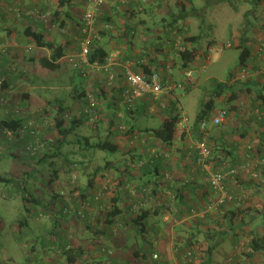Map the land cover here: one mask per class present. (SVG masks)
<instances>
[{"label": "crops", "instance_id": "0c3cea01", "mask_svg": "<svg viewBox=\"0 0 264 264\" xmlns=\"http://www.w3.org/2000/svg\"><path fill=\"white\" fill-rule=\"evenodd\" d=\"M108 1V5H105L104 9L101 11L100 17L103 15L109 16L112 19L111 22L117 32L120 29H123V23L125 24V19L121 15L122 11H120L124 8L123 6L119 7L121 0ZM132 5L133 7H137L138 3L134 2ZM173 5H176L177 7L180 6L175 4V1L173 0H160L149 7L146 14L144 12L138 15L137 21L139 23V32L141 28L143 31L147 29V32L143 33L141 31L142 35L136 40L135 50L137 53L141 52V47L143 46L144 41L149 40V45H154L158 42L152 37V31L158 29V27H154L155 18L161 14L171 15L173 13L176 15L175 12H173L175 10ZM17 6L21 8L22 12L16 11L15 7ZM35 10H39L38 12L41 14L52 15L49 18L51 22L50 20L49 22H45L43 19L27 15L26 13L27 11ZM87 10H89V3L86 0H0V79L1 76H3L6 79V82L4 83L7 86V88H2L0 90V101L1 98H3L7 101L13 102L22 93L23 98H30L31 93L25 90V87L29 83L32 84L33 82H38L41 78V72L43 70H48L43 65L45 62L44 59L48 57L51 61L53 49L39 46L36 40L30 35L31 33L42 34L45 42L52 43L57 47L61 46L63 52H65V56L58 61V63H60V69L57 71L58 75L63 76L66 72L71 70L73 59L79 55L80 48L78 39L81 36L80 31L84 14ZM148 12L154 16L150 17ZM19 14L21 17H19ZM56 14V18L53 19V15ZM103 21L105 24V20ZM53 22L55 24H53ZM141 22L144 25H141ZM102 24L103 22L97 26L98 34L99 31H105L104 24ZM149 28L152 30L151 33H148ZM254 30L255 29L253 28L251 33L247 35V46L250 48L251 52L245 65L256 69L251 77L255 80L247 83L248 89L245 94L250 92L252 87L257 88V90L258 87H260V92H264V73H258L260 65L264 61V55L262 58L258 55V50L262 43H264V32L262 31L258 33L255 37L256 39H254V36H251L252 31L254 32ZM99 36L101 37L100 34ZM191 36L193 35L191 34ZM258 38L259 40H257ZM112 40L111 36H105L100 38V43L109 48V50H112V53L114 54L119 51L115 49L121 46H119L120 42L118 44ZM164 49L168 50V47L165 46ZM166 50L163 51V56H161L164 59H166L165 53H168ZM169 50H171V48H169ZM256 79L259 80L261 85H258L259 83H257ZM86 85L85 88H83L85 92L88 90ZM83 86L84 85H82V87ZM237 87L238 86H236V89ZM236 89L235 91H237ZM111 97L112 94L110 95L107 93V96L103 98L104 109L105 106H107V114L109 113L117 116V107L112 105H116L117 103L115 101L112 102ZM164 100L165 96L162 97V102H164ZM262 102L264 106V99H262ZM148 104V102L147 105L146 102L143 105L139 104L137 108L134 109L135 112L132 114V117H135L134 122L138 118L144 116L143 113H145L149 107ZM234 116L237 119L235 128H226L227 126L230 125L231 127L232 125V122H230L229 119L222 124L224 128L217 129L216 127H212L210 144H212V146H223L224 144V150L226 151V155H229L230 159L227 161H218L214 159L209 162L211 167H214V165L217 166V169H230L234 166L236 168L241 167L244 160L248 159L249 154H251L249 151L251 150L250 147L254 149L253 153L255 155L253 154L252 160L255 163L264 159V117L262 119L258 117L260 121H257L259 122L260 128L257 127L256 129H252L251 132V121L253 120V117H249L248 120H245L241 117V113L238 114V116ZM158 117L166 119L168 116L161 114ZM13 118L15 119L16 117L14 115L5 118L1 117L0 125L2 121ZM17 118H21V116H18ZM23 119L27 120L26 117ZM143 130L144 129L138 128L135 134L128 137L126 136V138L129 139V146L133 147L136 151L135 157H133V162L131 156L130 158L126 157L118 162L115 161L116 168H119L120 170L101 171L94 178L93 186L90 188H88L89 178L88 180H82L81 178V190L82 192L84 190L87 196L86 199L81 198L80 202L82 201V203H87L91 206V210L88 212V219L86 218V209L83 211V214L85 215L83 218L78 216L81 214V208H78L79 205L77 204L79 202L78 199L76 200L77 203H75V205H71V197H69V201L62 196L59 197L58 194L60 191H58V193L57 191L53 193V242L45 237V239L49 240L45 250H49L55 246V249L61 252H56L54 249L53 254L58 255L59 253L62 254L60 245H70L71 247L82 245L84 250H86L85 254H87V250H89L91 246L92 248H95L96 246V248H98V246L101 247L109 244L114 248V259L118 264H141L142 260L146 263L147 259L154 253L159 254L161 258L160 264H165L169 261L171 262V260L176 264H180L182 258L181 253L192 248L198 257H196L195 264H212L216 262V257L221 254H224L227 257V262L236 261L245 264V258H243L244 253L240 251V249L244 248V239L235 241L233 236L228 235L225 238L224 243L220 244L209 254L208 251H206L208 247L207 242L202 235H198L197 231L202 228L205 230L216 228V223L208 224L205 222L204 217L209 213L223 216L232 210L236 211V214H241L242 212L246 213L250 210L253 214L257 213L264 218V171H262L259 180L254 177V179L252 178L253 175L251 173L254 171L251 169L240 171L239 176L234 179H232V177L228 178L225 183V189L229 198L218 207V210V208H216L218 195L216 194L215 197V191L211 188L207 175L202 168L197 166L194 156L189 151L190 147L192 148V146L200 140L198 130L195 128V132L192 133L188 129V136L183 135V137H178V140L175 142L172 149H167L166 146L154 141L150 136L141 139L142 132L140 131ZM1 133L2 131H0V137ZM18 133H23V131ZM136 134L137 136H135ZM114 136L117 138L119 137L116 133ZM128 141H126V143H128ZM15 146H17V148L20 147L19 143H16L11 144L10 149ZM154 149L162 155L169 152L171 153V157L161 158L157 163L162 164L161 166H157V168H151L149 165L141 168L136 165V161L138 160V158H136L137 155L149 157ZM122 170L128 171V174L125 179L126 184L119 187L116 184V180L121 175ZM64 171L65 170H62V172ZM89 172H92V169L89 168ZM89 172L86 171V174H89ZM153 172L155 173L153 174ZM129 173H132V175L130 176ZM107 174H113L114 184L113 188L108 193L109 199L104 201L109 202L111 198L115 196L118 199V205L122 214L116 217L115 223L111 228H105L107 234L104 235L100 232V228L97 230L89 224L93 221L99 223L101 212L106 211L107 204L104 203V201H101L102 204L96 202L92 196V192H100L103 189L102 185H106L104 180L108 178ZM165 174L169 179L165 177ZM91 177H94V175ZM59 179L60 178L55 181L56 184L57 182L59 183L56 185L58 187L64 185V181ZM69 182V188L71 189V176L69 177ZM146 183L149 184V192L151 195L142 193L139 196H135L131 190H129L131 187L130 184L145 187ZM251 186L253 188L249 190ZM70 189L67 192H72ZM104 189L107 190V187ZM106 193L107 191L104 192L103 199L105 198ZM77 194L78 193L76 192V196ZM142 203H144L145 206L143 208L147 212H145L147 216L146 219H144L143 231L140 230L141 222L143 220H138L137 214L132 212V207H139V204ZM74 216H77L83 221L75 231L69 229L66 223L63 224L61 222H80V220L74 218ZM247 217L246 213V216L243 217L244 220L241 218L236 221L234 226L236 231L241 232L248 229L253 230L251 228L256 227L257 231L264 232V223L259 222V219H255V222H252ZM0 222H3V220H0ZM248 222H251V225L246 226L245 224H248ZM257 223L258 226L256 225ZM4 226L0 224V229H4ZM83 226H86L88 230H93V232L96 233V237L91 244L87 242L85 244L83 238L80 237V229L85 232L83 236H86V230ZM102 226L103 225L101 224L100 227ZM112 229L114 231H127L129 229L127 235L129 237H127V239L124 238L123 241H119L117 238L116 241L113 237H106L109 236L110 231H113ZM120 234L125 235L122 233ZM191 234H196V238L194 237V239H190L192 236ZM104 241L106 243H103ZM225 243H230V245L233 246L231 247L233 249V254H225L227 252L224 250L226 246L223 244ZM35 248L33 247L30 251H34L35 255L38 256L39 252L38 250L36 251ZM92 250L95 252V249ZM31 252L28 253L32 257ZM98 254L100 253L98 252ZM259 254L260 252H257L253 259L255 257L263 259L261 255L258 256ZM86 257L90 258L91 256L87 254ZM34 258H31L29 262H34L38 259L37 257ZM104 260L105 258L102 257V255H99L93 257V260L91 261L94 262V264H101L100 262H103ZM115 262L113 261L114 264H116ZM24 264H26V262H24Z\"/></svg>", "mask_w": 264, "mask_h": 264}, {"label": "rangeland", "instance_id": "374dc122", "mask_svg": "<svg viewBox=\"0 0 264 264\" xmlns=\"http://www.w3.org/2000/svg\"><path fill=\"white\" fill-rule=\"evenodd\" d=\"M231 2H233V4ZM231 2L227 1L224 3L213 4L211 7L206 9L202 20H199L196 17H192L189 19L191 34L193 36L202 34L203 36L201 47L202 54H204L205 56H207L205 52L207 53L208 46L210 47L211 45L224 44L228 42L233 43V48L231 49H226L223 52L210 53L211 60L209 64H206L207 69L204 73L201 71V68L206 60H204L203 62L202 60L198 61V70H196L194 74L196 78V83L194 85L195 87L190 92H183L180 90H175L173 92L176 104L180 108L179 111L181 112L183 117H186L188 119L185 126L186 130L189 129L190 132L194 126V121L196 120V117L198 116V113L200 111L201 102L204 99L205 102L214 100L215 107L217 109H219L221 105L226 104L224 105V109L225 111H228L227 120L229 119L230 122H232L231 127L229 125L226 127L227 129L235 128L237 119L234 115L238 116V114L240 113L241 117L245 120H248L249 117H253V120L251 121V132L252 129H256L260 126L258 122L260 120L257 117L256 111L263 106L262 98L260 95L262 93L264 94V92H260V87H258V90L257 88L252 87L250 92L245 94L248 89L247 83L255 79L250 78V80L246 81H236L232 73L239 71L241 49L238 47L240 45V38L245 30L248 31V35L254 28L255 30L254 32L252 31L251 35L254 36V39H256L255 37L258 33L262 31L264 32V7L262 4L254 7V4L249 0H232ZM194 5L197 9H204L206 7L205 0H194ZM173 7L176 13L180 12V6L177 7L176 5H173ZM15 8L16 11L22 12L20 7L17 6ZM251 11H254L255 14H250ZM248 15L251 27L246 29L248 27ZM166 16L167 15L164 14L157 16L155 18V22H160L162 18ZM19 17H21L20 14ZM154 30L157 31L159 35H161L162 30L160 31L159 28ZM257 40H259V38ZM166 51L168 53H165V56L166 54L167 56L164 60H168L171 63L174 62V57H172L171 51L169 49ZM245 66L251 69L252 72L256 71V69L249 67L248 65ZM73 67L74 66L72 65L71 70L66 72L63 76L58 75L57 72L43 70L41 72L42 74H40L41 78L40 80H38V82H33L32 84L29 83L25 87V90L31 93L30 98H23V93L20 94V96H18L13 102L1 98L0 119L1 117L5 118L12 115H14L16 118L18 116H21L23 118L26 117L27 121L24 126L27 127L29 131H31L30 122H36L35 127L38 129L39 139H35L34 143L39 145L37 149L40 154H36L35 156L30 157L29 153L27 152L30 151V145L28 144V146L22 141H16L17 138L20 139V136H18L16 133L14 134L13 132H8L7 139L4 136L2 137V135L0 137V176L5 177L9 180L8 183L0 182V220H3L5 222L4 229L0 231V264H20L19 262L22 261H25L26 264H29L28 262L30 261V259L34 257L38 258L35 262H44L46 264H68L66 261V257L61 253H59L58 255L53 254L55 246L54 248L52 247L49 250H45V248L47 247V242L49 241L48 239L53 242V193L55 191H57V193L58 191H60L61 196L64 198V193L68 196L67 199L69 197L73 199L74 197L70 192H67L70 189L69 177L71 176L70 172L68 171L69 163L72 161L81 162V160H83V154L86 155V160L83 161H89L91 165L99 164L101 166H105L108 159L121 161L126 157L130 158V155L123 152V154L120 153L113 157L103 151H96L92 149L90 147V144H88V141L86 139H89V142L92 144L98 143L105 140L108 135L112 133V130L114 132L118 131L116 132V134L119 135L118 138L112 135L113 140L119 146L126 150L129 146V141L126 137H124V134L119 131V127L122 126L125 128L129 125H127L125 119L117 118L114 114H107L108 107L105 106L104 109L103 98L100 99L99 106L101 114L100 122L96 124L95 122H91L90 120H84L85 117L83 115V111L87 106L86 100L78 99L76 102H74L70 95L74 90V83L72 82V79H76V77L73 75ZM95 73L91 72L92 78L90 79V83L88 82L89 85L94 83V81H97V75ZM173 73L175 76L174 78L178 83H182L186 80L185 72L181 69L179 62L174 68ZM258 73L262 74V72H260V68L258 70ZM223 82H226L225 84L228 85V87H232V89L227 88L223 92L221 97L214 98L212 96V91H214V88L218 85V83ZM1 83L2 79H0V90L2 89ZM257 83H259V80H257ZM89 85H87L86 88ZM258 85H261V83H259ZM236 86H238L237 89ZM96 88L98 87L96 86ZM235 89L240 93V98L231 102L230 98L234 94ZM59 101H62L64 105L69 108L64 118L65 126L68 128L75 127V129L68 136V142L62 147V153L60 156L48 159L47 162H41L40 157H42L44 153H54L59 147V143H57L60 138L59 130L57 127L59 119ZM159 103H161L160 100ZM242 103L244 104L243 108ZM30 115H33L34 117L29 118ZM143 115V117H140L135 122H133L136 127L141 129L159 128L162 126L165 120L163 117L151 118L147 116L148 114L143 113ZM130 119L133 121L132 117H130ZM110 120L114 121L112 125ZM74 122H76L77 125L73 124ZM216 128L221 129L224 128V126H222L221 124V126H218ZM22 131L23 128H20L18 130V132ZM181 136L182 134L179 132V137ZM126 141H128V143H126ZM16 143H19L20 147L17 148V145L14 148L10 149V145ZM42 144H44V146H41ZM252 157L253 154H251V158ZM229 159L230 157L229 155H226V151L224 149L220 148V150L217 151L215 160L227 161ZM56 170L59 171V176L61 175L60 177L58 176L57 179L60 178L59 180L64 181L63 186L60 185L58 187L56 185L59 183L57 182L56 184L55 181L53 182L51 180V177L55 175L54 171ZM62 170L65 171L62 172ZM84 173L86 174V172L82 168L78 169L77 171L80 179L79 182H77L80 185L81 178H83ZM251 174L253 175V172ZM107 176L108 178L104 180L106 182V185L103 184V189L100 191L103 192V194L105 191H107V193L105 194V198L101 201L109 199L108 193L113 188L114 176L113 174H107ZM259 179L260 177L258 178V180ZM72 185L73 184L71 183V186ZM106 187L107 190L104 189ZM23 188H25L26 190L23 191ZM252 188L253 187L251 186L249 190H251ZM71 190L72 189H70V191ZM214 193L215 197L216 194L218 195V200L216 201L217 203L218 201H220L221 194L216 192ZM224 195L225 194H223L222 197H224ZM75 203L77 202H73V204ZM104 203H106V206L109 207V202L104 201ZM79 204L80 205L78 208H81V202ZM85 205L87 213L86 218L88 219V212L91 210V206H89L87 203ZM254 215L256 216L255 218L259 219V222L264 223V218L260 219V216L257 213H254ZM78 216L83 218L81 215ZM74 218L79 219L77 216H74ZM21 219H23V221L27 220L26 226L20 225L19 222H21ZM61 222L63 224L66 223L69 229L75 231L79 228L80 223H82L83 221L80 220V222L75 223H69L68 221ZM252 222H255V220ZM96 223V221H93L89 225L94 227ZM248 225H251V222H248ZM256 225L258 226V223ZM83 228L86 230V236H83L85 232L80 229V237L83 238L85 244L86 242L91 244L96 237V233H94L93 230H88L86 226H83ZM113 231H110L109 236L106 237H113L115 240L117 238L119 241H123L124 238L127 239V237H129L127 236L129 229L127 231ZM258 232L259 236L264 239V232ZM120 233L125 235H121ZM247 234L248 231H243L242 238H244L245 240L250 239L249 237H247ZM45 237H47L48 239H45ZM248 242L249 241H247V244ZM103 243L106 242L104 241ZM223 245L226 246L224 250L225 252H227L225 254H233V249L231 248L233 246H231L230 243H225ZM33 247H36V251L38 250V256L35 255L34 251H30L31 249H33ZM96 247L92 248L91 246L90 249L87 250V254L91 256L90 260H93V257L102 254L100 251V246H98V248ZM105 247L112 249V245L109 244H106ZM92 249H95V252ZM55 251L61 252L56 249ZM84 251L86 253V250ZM112 251L113 256H115V251L113 249ZM191 251L194 252V250ZM240 251L246 253L243 256V258H245V261L252 262L253 264H263L261 262L263 259H258L256 257L253 259L255 254H253L252 257H248V255L251 253L250 249L248 250L247 248H242L240 249ZM28 252L32 253V257ZM98 252L100 254H98ZM85 253L83 254V258L80 259L81 264H85L89 259L86 257L87 254ZM182 254L183 253H181V256ZM260 255L261 257H263V254L260 253L258 256ZM194 256L197 257L196 252H194ZM216 259V262L212 264H225L227 262V257L224 254L217 256ZM141 264H144L143 260L141 261ZM165 264L176 263L171 260V262L169 261ZM193 264H195V262Z\"/></svg>", "mask_w": 264, "mask_h": 264}, {"label": "trees", "instance_id": "16d2710c", "mask_svg": "<svg viewBox=\"0 0 264 264\" xmlns=\"http://www.w3.org/2000/svg\"><path fill=\"white\" fill-rule=\"evenodd\" d=\"M160 0H157L155 2V4L157 2H159ZM175 1V4L180 5L181 10L180 12L176 13L174 15L173 13L171 15H167L166 17L162 18V20L160 22H155L154 21V27H158L160 29V31L162 30L161 35H159L157 33V31H152L151 28L148 29V33H151L152 31V37L158 41L156 44H151L149 45V40L144 41L143 46L141 47V52L137 53L135 50V45H136V40L137 38H140V36L142 35V32L145 33L147 32V29L145 31L140 30L139 32V23H138V15H140L141 13L145 14L147 13V10L149 7H151L152 5H154V2L151 4H145L143 0H129V3H127L126 5L123 4L122 2H120L121 4L119 5V7L123 6L124 9L120 10L122 11L121 15L123 16V18L125 19V24L123 23V29H120L119 31H115V28L113 30H106L105 26L106 25H112V27H114V25L111 22V18L109 16H105L103 15L102 17H99V19L96 22V29L97 26L103 22L105 20V24H104V29L105 31H99V34L101 35V37L95 39L93 41L92 44V51L88 56L89 62L91 64H98V65H106L107 63H109L110 57L112 56V50H109V48H107L105 45L100 43V38H103L105 36H111V40L115 41V43L120 42L119 46L121 47H117V49L115 50H119L120 52V57L122 59L123 62H133L134 65L132 67V70L137 73V74H144L147 78V80H150L154 75L159 74L162 77L163 80V84L166 86V78L170 77L171 80L176 81L175 80V76H174V68L177 66L178 62L180 63V67L182 70L185 69H193L194 65L198 62V58L199 60H202L205 58V55L202 54V47L201 44L203 41V36L202 34L197 35V36H191V26L189 24V19L192 17H196L199 20H202L206 9L211 7L213 4H219V3H224V2H231L232 0H205V8L204 9H197L196 6L194 5V0H173ZM254 4V7H257L259 5L262 4V0H249ZM136 2L138 3V6L133 7V3ZM233 4V2H231ZM35 11H39V10H35ZM119 11V12H120ZM264 12V10H263ZM119 14V13H118ZM250 14H255L254 11H251ZM148 15L151 17H153V14H150L148 12ZM52 16V15H51ZM48 17V21L50 20ZM57 16L53 15V19H55ZM249 15L247 16L248 22H247V28L251 27V24L249 22ZM51 22V20H50ZM137 23V24H135ZM53 24H55L53 22ZM102 24V25H103ZM141 25H144L142 22L140 23ZM153 24V23H152ZM63 26V25H62ZM83 26V25H82ZM188 27L189 29L187 30L184 27ZM82 29L83 27H81V33H80V38L83 37L82 34ZM142 31V32H141ZM175 31H179L180 34H182V36L185 35L184 40H186V42L188 41L191 44V47H187V49L185 51L179 52V51H175V45L177 44L178 41V35L175 34ZM98 32V31H97ZM247 30H245V32L242 34L241 38H240V45L238 48L241 49V54H240V66L245 65V63L248 60V56L251 52L250 48L247 46V42H248V38H247ZM116 33V34H115ZM37 42V44L41 47H46V48H50L53 49V56L51 61L49 60V58H45V62H44V67L47 68L49 71L52 72H57L60 69V63H58V61L63 58L65 56V52H63V49L61 48V46H56L52 43H48L45 42L43 40V35L39 34V33H31L30 34ZM29 35V36H30ZM167 41H169L170 44V48H171V53H172V57H174L173 59V67H172V75L170 74V71L167 69V62H169L168 60H164L163 57V51H165V46H167ZM155 46V47H154ZM125 48V49H124ZM208 48V47H207ZM124 49V50H122ZM80 52V50H79ZM208 52V51H207ZM205 54H207L205 52ZM203 55V56H202ZM167 56V54H166ZM171 57V58H172ZM202 57V58H201ZM170 58V59H171ZM164 60V61H163ZM196 69L198 68V66L195 67ZM73 70V75L76 77V79H72V82L74 83V90L72 91L71 98L72 100H74V102H76L78 99H85L87 106L89 107L88 104V100H87V92H94L95 95V99L97 101V107L95 108V110L93 111V115L97 116L98 118L95 120V123H99L101 120V114H100V99L105 98L107 96V93H111L112 97L111 100L112 102H116L117 104L113 106L117 107V116L118 118L121 119H125L127 125H129L128 127H125L127 129H125L124 131H120L122 134H124V137H128L131 136L132 134H135V132H137V127L133 124L135 117H132V114L135 112L134 109L137 108V106L143 105L146 102L149 103L148 106L150 105V100L151 97L146 96L144 99H141L140 101H138V103L135 106H132L131 108H129V106L123 103L124 101V92L125 90L128 89V87L126 86V70L125 68L120 69V67H112V69L110 70L111 73H114L115 79L113 82V85L108 86V78H103L102 80L99 79L98 76H96V79L98 78V80L92 84H90L88 86V90L87 92H85V90H83V88H85V85L88 84V82L90 83V76L85 77L83 75V73H81V71L79 69H77L76 67L72 68ZM93 73V72H92ZM186 76V75H185ZM92 77V76H91ZM233 77H235V73H233ZM2 79V83L1 86L3 89L7 88L6 84L4 82H6L5 78L3 76H1ZM187 79V77H186ZM176 83H178L176 81ZM183 83V82H182ZM82 85H84L82 87ZM195 85V84H194ZM193 84L192 85H188L189 89L186 92H190L195 86ZM87 86V85H86ZM96 86L98 88H96ZM232 89V87H228V85H226L225 83H218V85L214 88V91H212V96L214 98L217 97H221L223 92L227 89ZM263 94V93H262ZM260 95L262 99H264V94ZM240 98V93L237 91H234V94L231 96L230 100L235 101L236 99ZM149 100V101H148ZM162 100V99H161ZM229 100V101H230ZM162 104H164L166 107L164 108L162 106ZM226 105V104H224ZM224 105H221V107L219 109H217L215 107V101L214 100H210V101H206L205 99L201 102V108L200 111L198 113V116L196 117V120L194 121V126L191 130L192 133L195 132V128L196 130H198V134L200 135V140H202V136L200 134V127L201 124L203 122H207L209 124V121L212 119V117L215 115V113L219 110H225ZM243 103H242V108H243ZM86 106V107H87ZM86 109V108H85ZM85 109L83 111V115H84V120H89L90 118L88 117V115L85 112ZM69 110L68 107H66L64 105V103L62 101H59V119H58V130H59V134H60V138L57 141V143H59V147L57 148V151H55L54 153H44V155L42 157H40V161L41 162H47L48 159L51 158H55L61 155V149L62 147L67 144L68 140V136L74 131L75 127H66L65 126V115L66 112ZM180 108L177 106L175 98L171 99L169 96H165V100L164 102H161L160 105L157 107L156 111L154 114H151L150 112H148V108L146 110V113H148V116L151 118H157L159 115L164 114L167 115L168 117H166L164 123L162 124L161 127L159 128H146L142 132L141 134V139L143 138H147V137H152V139L154 141L159 142L160 144L164 145L167 147V149H172V147L174 146L175 142L178 140L179 137V126L182 123L183 120V116L181 114V112L179 111ZM260 110H264V106H262L260 108ZM183 111V109H182ZM228 113V111H227ZM30 117H34V116H29ZM130 117L133 118V121L130 119ZM259 117V116H257ZM28 118V119H29ZM27 120L23 119V117L21 118H13V119H7L1 122L0 125V131H2L1 135L2 137L4 136L6 139L8 138L7 133L8 131L13 132L14 134L16 133L18 136H20V139L17 138L16 141H22L24 144H31L34 143L35 138L32 136L31 131H29V129H27V127H24V124L26 123ZM132 121V122H131ZM111 125L114 123V121L110 120ZM73 124H76V122H74ZM77 125V124H76ZM221 126V125H219ZM23 127V133H18V130L20 128ZM100 127V126H98ZM122 127V126H120ZM212 127H218V126H212ZM211 127V130H212ZM112 133H110L108 135V137L103 140L100 141L98 143H90L89 139H86L88 141V144H90V147L96 151H103L105 153H108L111 156H116L117 154L120 153H125L128 154L132 157V162H133V157H135V149L131 146H128L127 149L125 150L124 148H122L121 146H119L114 140H113V136L116 132L112 131ZM188 136V129L183 132L182 136ZM137 136V134L135 135ZM211 136V134H210ZM211 139V137H210ZM209 139V143L210 140ZM129 140V139H128ZM210 150L211 152H213V156L212 154L210 155V157L208 158V163L212 160H214L216 158V154L217 151L221 149H224L225 147L224 144L223 146L221 145H215L212 146V144H210ZM29 146V145H28ZM190 153L194 156V160L196 161L197 166H199L200 168L203 167L199 164L198 160H199V155L197 153V151L194 148L190 147ZM251 152V154H254V149L252 148L251 150H249ZM31 156H35L36 154L39 155L40 152L37 151L36 153H33V151H27ZM257 152V151H255ZM122 153V154H123ZM147 153V152H145ZM215 154V157H214ZM251 154H249V158L251 157ZM255 155V154H254ZM83 160H86V155H82ZM171 157V153H165L164 155H162L161 153H158V151L156 149H154L152 151V153L149 155V157H145L144 155H140L136 158H138V160L136 161V165H138L139 167H146L147 165L151 166V168H157V166H161L162 163H157L161 158H170ZM256 157V156H255ZM254 157V158H255ZM251 160L253 158H250ZM81 160V162L79 161H72L69 163L68 165V171L71 174V183L73 184L71 186V191L70 192L74 197L71 200V205H75L73 204V202H76V200L81 199V198H85L87 194L85 193V191L81 190V185L78 184L79 182V175L77 174L78 169H85L84 171H88L89 172V168L92 169V172H89V174H85L83 176V180L86 179L88 180V188L93 186V182H94V178L101 172V171H105V170H111V171H116V170H120L119 168H116V160L113 159H108L106 161V165L105 166H101V165H91V163L89 161H83ZM135 161V160H134ZM118 162V161H117ZM253 163H255L252 160ZM142 163V165H140ZM148 166V167H149ZM147 167V169L149 170V168ZM116 168V169H115ZM234 167H231L230 169H225V171H229L232 170ZM221 169V168H220ZM213 171H218L219 169H217V166L214 165V167H212ZM258 170V169H257ZM264 171V167L263 170ZM55 175H53L51 177V180L54 182L56 181L57 177L59 176V171H54ZM155 172H153L154 174ZM205 173V171H204ZM128 174V171H121V175L117 178L116 180V184L117 186L121 187L122 185H125V179L126 176ZM130 176L132 175V173H129ZM92 175H94V177H91ZM89 176V177H88ZM239 176V174L237 175ZM236 176V177H237ZM165 177L167 179H169V177H167V175L165 174ZM229 178H231V176H229ZM78 181V182H77ZM0 182H4V183H8L9 180L6 179L5 177L0 176ZM114 184V183H113ZM129 184V183H128ZM149 184L146 183V186H134L132 184H130V189L129 190H135V196H139L142 193H145L147 195H151V193L149 192ZM26 189L23 188V191H25ZM117 190V189H114ZM145 190H147V192H145ZM76 192L79 194H77L76 196ZM100 196V201H98L97 196ZM59 197L61 196V193L58 194ZM103 192H96L93 193L92 192V196L94 198V200L100 204L101 200L103 199ZM65 199H67V195L64 193ZM69 200V198H68ZM66 200V201H68ZM70 201V200H69ZM68 201V202H69ZM82 203V201H81ZM110 205L109 207H107L105 210L106 211H102L101 212V218L99 223H96V225L94 226V228H96L98 230V228L101 229L100 232H102L104 235L107 234L105 228H111V226H113V224L115 223V219L116 217L120 216L121 213V209L119 208L118 205V199L113 196L111 198V200L109 201ZM78 205L79 202H78ZM222 205V204H221ZM131 209V208H130ZM219 210V208H218ZM132 212L137 214V218L138 220H143L141 222V231H143L144 229V222L146 219V211L144 208H138L135 209V207H132ZM146 212V213H145ZM247 213V218H249L250 221H254L256 216L250 212V210ZM246 213L242 212L241 214H236V211L232 210L227 212L226 214L222 215H213V214H207L205 215V222H207L208 224L210 223H216L217 226L216 228L213 229H209V230H205L204 228L198 230V235H202L204 236L205 241L208 244V247L206 249V251H208V253H212L215 248H217L221 243L224 242L225 238L228 235L233 236V239L236 240H240V239H244L243 237V231L238 232L236 231V229L234 228L235 223L237 220H240L241 218L246 216ZM238 217V218H237ZM216 218V219H215ZM263 218V216H260V219ZM244 220V218L242 219ZM20 225L22 226H26L27 224V220L21 219ZM4 221L0 222V224H2V226H4ZM101 224L104 227H100ZM244 224V222H243ZM246 226L248 225L247 223L245 224ZM253 230H245L248 231L247 237H249L250 239H244V248H247L248 250L250 249L251 253L248 255V257H252L253 254H256L257 252H260L261 254H263V260L261 261L264 264V239H262L259 236V232L256 230V228H251ZM3 229H0V231H2ZM99 232V233H100ZM98 233V232H97ZM250 233V234H249ZM192 235V234H191ZM237 235V236H236ZM246 236V235H245ZM194 237L196 238V234L192 235L190 239H194ZM246 237V238H247ZM247 241L248 244H247ZM59 247V246H58ZM61 250H62V255L66 257V261L68 264H81V258L83 257V254L85 253L84 248L82 245L79 246H70V245H60ZM101 247H105L101 246ZM56 248V247H55ZM102 249V248H101ZM112 249L114 250V248L112 247ZM188 250H193L192 248L188 249ZM246 253L243 254V256ZM102 257L105 258V260L102 262H100L101 264H107V260H111V261H116L114 259H109V257L102 253L101 254ZM107 256V257H106ZM101 257V256H100ZM25 261L19 262L20 264H24ZM245 261V264H253L252 262H248ZM113 263V262H112ZM116 263V262H115ZM29 264H46L44 262H29ZM85 264H93V262L90 260V258L87 260V262ZM118 264V263H116ZM225 264H241L240 262H236V261H229L226 262Z\"/></svg>", "mask_w": 264, "mask_h": 264}, {"label": "built area", "instance_id": "2783aa9c", "mask_svg": "<svg viewBox=\"0 0 264 264\" xmlns=\"http://www.w3.org/2000/svg\"><path fill=\"white\" fill-rule=\"evenodd\" d=\"M89 3V10H87L84 14L83 18V23H82V34L83 37L78 39L79 43V48L80 52L78 57L73 59V66L76 67L83 73L85 77H91V72L95 73L100 80L103 78H108V86L113 85L115 76L114 73H111L110 70L112 67H120V69L125 68L126 70V86L128 87L127 90H125L123 96H124V101L123 103L129 106L131 108L132 106H135L138 101L141 99H144L146 96L151 97L150 100V105L148 107V112L151 114H154L157 107L160 105V102H162V97L163 96H169L171 99H174V94L173 92L175 90H180L183 92H186L189 88L190 85H194L196 83V78L194 76L195 71L198 70L195 67L198 65V62L194 65L193 69H185V75L187 79L183 83H176V81H173L170 79V77L166 78V86L162 83V77L159 74L154 75L150 80H147L146 76L144 74H137L132 70V67L134 65L133 62H123L121 57H120V52H116L112 54L110 57L109 63L106 65H98V64H91L89 62L88 56L92 51V44L93 41L97 38H99L98 30L96 29V22L101 16V11L104 9L105 5H108L109 1L108 0H86ZM120 1V0H119ZM145 4H151L157 1V0H143ZM178 1V0H177ZM182 1V0H180ZM123 4L129 3V0H121ZM111 5H116V4H111ZM262 5L264 7V0H262ZM127 6V5H126ZM128 9V6H127ZM27 15L31 16H36L37 18L43 19L45 22L48 21V16L50 14H41L38 11H27ZM106 30H113L114 27L112 25H106L105 26ZM187 30L189 29L188 27H184ZM175 34L178 35V41L177 44L175 45V51H185L187 47H191V44L186 40H184L185 35L182 36V34L179 33V31H175ZM170 42L167 41V47L168 49L170 48ZM261 45V44H260ZM233 48V43L228 42L224 44H218V45H211L210 47L208 46L207 48V56L203 59L206 60V62L202 65L201 71L204 73L207 69L206 64H209L211 60V54L210 53H215V52H223L226 49H231ZM171 51V50H170ZM204 55V54H203ZM258 55L260 58L264 55V43L260 46L258 50ZM200 58V57H199ZM199 58L197 59L199 61ZM167 69L170 71L169 75H172V67H173V62H167ZM260 72L264 73V61L261 64L260 67ZM253 72L251 69H249L246 66H239V71L235 72V80L239 81H246L250 79L253 75ZM189 85V86H188ZM87 102L89 104V107L87 106L85 109L86 114L90 118L89 120L91 122H95V120L98 118L97 116L93 115V111L97 107V101L95 99L94 92L90 91L87 92ZM162 106L165 108L166 106L162 104ZM257 116L259 118L264 117V110H260V108L256 111ZM33 116V115H32ZM185 116V115H184ZM228 118V113L225 110H219L215 113V115L212 117V119L209 121V124L207 122H203L200 127V134L202 136V140L198 141L196 144L192 146L194 148L198 155H199V164L203 167V170L205 171V174L208 177L209 183L211 185V188L213 191L216 193L221 194L220 201L217 202L216 208H218L221 204H223L228 197L225 189V183L229 176L232 178H235L236 175L239 174L240 171L243 170H252L253 172V177L254 178H259L262 174V169L264 167V159H261L258 163H253L250 158L244 160L243 164L239 168H233L232 170L225 171V169H219L218 171H213L211 165L208 163V158L212 154L210 150V134H211V127L212 126H219L223 124ZM187 118L183 117L182 123L179 126V132L183 134V132L186 129V122ZM31 134L35 139H39V133L38 129L35 127L36 122L31 121ZM33 128V129H32ZM120 131H124V127H119ZM35 142V141H34ZM29 150L34 152L38 151L39 145L36 143H31L29 144ZM41 146H44L42 144ZM252 149V147H250ZM142 165V163L140 164ZM258 169V170H257ZM133 195H135V190L131 191ZM147 192V190H145ZM224 197H222V195ZM100 194L97 196L98 201H100ZM137 196V195H136ZM86 203H81V216L84 217L85 215L83 214V211L86 209ZM145 205L144 203L139 204V207L135 206V209L138 208H143ZM83 214V215H82ZM102 248V249H101ZM101 253L106 254L109 259H113V251L112 249H109L107 247H100ZM160 256L157 253L152 254L151 257H149L144 264H160ZM196 260V256H194V252L191 250H186L182 254V258L180 261V264H193ZM113 261L107 260V264H114L112 263Z\"/></svg>", "mask_w": 264, "mask_h": 264}, {"label": "clouds", "instance_id": "9594fccd", "mask_svg": "<svg viewBox=\"0 0 264 264\" xmlns=\"http://www.w3.org/2000/svg\"><path fill=\"white\" fill-rule=\"evenodd\" d=\"M239 66H240V65H239ZM244 66H245V65H244ZM233 73H235V72H233ZM233 73H232V74H233ZM248 80H250V79H248Z\"/></svg>", "mask_w": 264, "mask_h": 264}]
</instances>
